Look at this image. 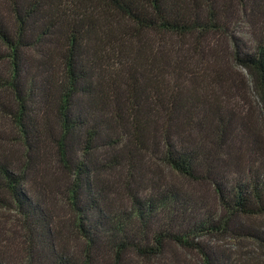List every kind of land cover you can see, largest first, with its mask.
<instances>
[{
	"label": "trees",
	"instance_id": "trees-1",
	"mask_svg": "<svg viewBox=\"0 0 264 264\" xmlns=\"http://www.w3.org/2000/svg\"><path fill=\"white\" fill-rule=\"evenodd\" d=\"M249 88L264 102V0H0V207L26 264H264Z\"/></svg>",
	"mask_w": 264,
	"mask_h": 264
},
{
	"label": "rangeland",
	"instance_id": "rangeland-1",
	"mask_svg": "<svg viewBox=\"0 0 264 264\" xmlns=\"http://www.w3.org/2000/svg\"><path fill=\"white\" fill-rule=\"evenodd\" d=\"M249 97L245 99L242 103L245 107L253 110V112H257L259 110V104L263 103L261 100L259 91L255 89L249 88L248 90ZM258 131L260 135L264 139V121L262 120L261 124L257 122ZM56 211L59 212L58 209ZM13 214L0 207V252L5 255H10L12 260H16L18 264H26V260L23 259V252L22 248V238L18 227L13 221ZM247 248H249V244H245ZM231 252H236L239 248L238 243H232L230 246ZM23 250V252H22Z\"/></svg>",
	"mask_w": 264,
	"mask_h": 264
}]
</instances>
